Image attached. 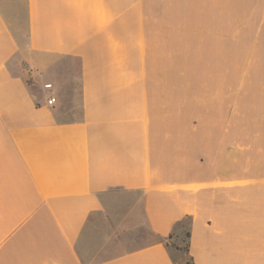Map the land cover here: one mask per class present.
Here are the masks:
<instances>
[{
    "label": "crops",
    "instance_id": "obj_1",
    "mask_svg": "<svg viewBox=\"0 0 264 264\" xmlns=\"http://www.w3.org/2000/svg\"><path fill=\"white\" fill-rule=\"evenodd\" d=\"M189 258L264 264V0H0V264Z\"/></svg>",
    "mask_w": 264,
    "mask_h": 264
},
{
    "label": "rangeland",
    "instance_id": "obj_2",
    "mask_svg": "<svg viewBox=\"0 0 264 264\" xmlns=\"http://www.w3.org/2000/svg\"><path fill=\"white\" fill-rule=\"evenodd\" d=\"M192 78H193L192 86H195L197 89V87H198L197 76H194ZM133 195L134 194L118 192L117 194H115L113 196L114 197L113 199H136V197ZM187 225H188V220H185L183 222V224L178 227V229L176 230V233H175V237L169 243L170 246H172L173 243H180L183 245L184 230L186 229Z\"/></svg>",
    "mask_w": 264,
    "mask_h": 264
},
{
    "label": "trees",
    "instance_id": "obj_3",
    "mask_svg": "<svg viewBox=\"0 0 264 264\" xmlns=\"http://www.w3.org/2000/svg\"><path fill=\"white\" fill-rule=\"evenodd\" d=\"M189 217H187V218H185L184 220H182L179 224H178V226H180V225H182L183 224V222L185 221V220H188V225H187V227H186V229L184 230V239H183V245L182 244H180V243H173L172 244V247L174 248V249H176V250H179V251H182V252H185V253H188V249H189ZM175 237V234L173 235V234H171L170 236H169V238L171 239H173ZM184 264H193V262H192V260H190V258L188 259V261H186Z\"/></svg>",
    "mask_w": 264,
    "mask_h": 264
},
{
    "label": "built area",
    "instance_id": "obj_4",
    "mask_svg": "<svg viewBox=\"0 0 264 264\" xmlns=\"http://www.w3.org/2000/svg\"><path fill=\"white\" fill-rule=\"evenodd\" d=\"M44 87H45V89H50L51 88V84L48 83V84L44 85ZM54 103H55V98L53 96L48 97L47 104L48 105H52Z\"/></svg>",
    "mask_w": 264,
    "mask_h": 264
}]
</instances>
